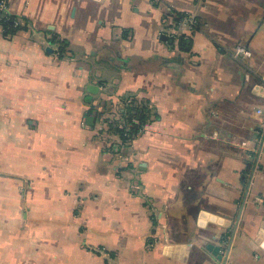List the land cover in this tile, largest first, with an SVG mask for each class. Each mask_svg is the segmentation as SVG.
Returning <instances> with one entry per match:
<instances>
[{"label":"crops","instance_id":"obj_1","mask_svg":"<svg viewBox=\"0 0 264 264\" xmlns=\"http://www.w3.org/2000/svg\"><path fill=\"white\" fill-rule=\"evenodd\" d=\"M7 2L0 264H264V0Z\"/></svg>","mask_w":264,"mask_h":264},{"label":"built area","instance_id":"obj_2","mask_svg":"<svg viewBox=\"0 0 264 264\" xmlns=\"http://www.w3.org/2000/svg\"><path fill=\"white\" fill-rule=\"evenodd\" d=\"M90 2H100L101 0H85ZM182 21L186 22L190 26H196L197 22L195 19L190 17L182 18ZM7 22H12L13 26H17L18 22L10 17L9 15V6L7 0H0V25H3ZM234 56L236 58H249L251 56V52L243 45H238L234 51ZM260 114L261 111L259 110Z\"/></svg>","mask_w":264,"mask_h":264},{"label":"trees","instance_id":"obj_3","mask_svg":"<svg viewBox=\"0 0 264 264\" xmlns=\"http://www.w3.org/2000/svg\"><path fill=\"white\" fill-rule=\"evenodd\" d=\"M5 26H8L10 25V22H7L5 24H3ZM132 110L136 111L135 112V119L138 120L140 123H143L145 122V120L147 119V116L144 115V113H142L145 109L144 108H140V107H135V108H132ZM136 128V127H135ZM134 128V129H135ZM133 129V130H134Z\"/></svg>","mask_w":264,"mask_h":264},{"label":"water","instance_id":"obj_4","mask_svg":"<svg viewBox=\"0 0 264 264\" xmlns=\"http://www.w3.org/2000/svg\"><path fill=\"white\" fill-rule=\"evenodd\" d=\"M49 50V49H48ZM49 51H51V50H49ZM88 90H89V92L90 93H93V94H97V88L96 87H93V86H89L88 87ZM89 121V120H88ZM260 240V239H259ZM259 240H258V242H259ZM218 259H220L219 257H218Z\"/></svg>","mask_w":264,"mask_h":264}]
</instances>
